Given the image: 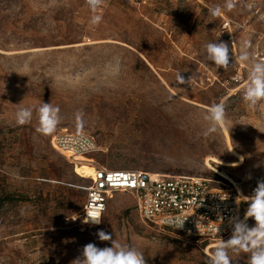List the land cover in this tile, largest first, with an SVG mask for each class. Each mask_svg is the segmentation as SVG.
Instances as JSON below:
<instances>
[{"label": "rangeland", "instance_id": "1", "mask_svg": "<svg viewBox=\"0 0 264 264\" xmlns=\"http://www.w3.org/2000/svg\"><path fill=\"white\" fill-rule=\"evenodd\" d=\"M234 3L228 10L225 0H104L95 13L102 20L93 25L86 0H0V264H71L88 243L111 246L98 239L99 230L138 249L147 264H208L221 239L200 243L148 224L129 191L112 194L99 226L79 229L90 178L51 140L59 131L86 129L101 147L90 158L108 168L230 183L206 164L208 156L239 159L226 128L242 163L213 165L247 190L264 176V112L261 101L249 106L227 83L239 68L247 80L249 66L238 58L246 41L251 55L255 44L239 25L245 7ZM216 6L219 16L210 11ZM216 41L229 47L227 69L207 60L204 46ZM177 72L192 77L190 84L177 86ZM43 102L60 109L49 136L36 131L35 109ZM217 103L225 105V127L205 135V117ZM21 107L34 109L25 125L16 123ZM229 255L232 264H247V254Z\"/></svg>", "mask_w": 264, "mask_h": 264}, {"label": "built area", "instance_id": "2", "mask_svg": "<svg viewBox=\"0 0 264 264\" xmlns=\"http://www.w3.org/2000/svg\"><path fill=\"white\" fill-rule=\"evenodd\" d=\"M246 9V16L239 23L247 27L251 40L254 41L252 55L264 61V0H239ZM248 5H252L251 8ZM230 26L225 22L223 28ZM231 45L235 47V39L229 35ZM227 83L236 84V90L243 95L247 80L242 68ZM264 112V101H261ZM51 144L75 166L83 160V156L95 155L101 148L96 133L78 129L59 131L53 135ZM86 161L94 167L86 187L85 201L75 225L79 229L97 227L85 223L88 212L97 211L101 219L106 212L110 198L115 192L133 193L136 197L137 210L141 218L157 228L180 232L196 242H210L231 235L228 219L241 215L247 197L252 195L258 182L256 180L247 190L239 186V182L219 177H206L192 174H171L154 172L142 168L111 169L95 161ZM177 219L184 220L182 228L176 229L171 223ZM219 227V228H218ZM218 228V232L216 229ZM199 229V230H198Z\"/></svg>", "mask_w": 264, "mask_h": 264}, {"label": "clouds", "instance_id": "3", "mask_svg": "<svg viewBox=\"0 0 264 264\" xmlns=\"http://www.w3.org/2000/svg\"><path fill=\"white\" fill-rule=\"evenodd\" d=\"M90 10L94 13L91 23L97 25L102 17L95 14L103 5L104 0H86ZM225 7L231 10L235 7L234 0H225ZM249 8L252 5H248ZM213 16L221 14L220 6L211 9ZM207 60L218 69H227L230 66L229 47L225 42H210L205 46ZM250 42H245L241 51L239 61L249 66L247 83L243 89V100L249 106H255L260 101H264V61L255 59L248 51ZM192 77L185 80L180 72L176 73L177 86L190 84ZM34 109L31 107H21L16 112V123L25 125L32 121ZM38 114V127L36 131L44 136L52 135L57 128L60 117V109L51 103H42L35 109ZM83 114L76 115L78 128L82 126ZM209 127L205 130V135L215 132L226 121V110L223 103L213 104L209 107L205 117ZM248 207L244 212L243 219L239 216H231L228 219V226L231 229V236L228 240L221 242L215 247L208 264H232L234 260L229 253L247 254V264H264V181L258 182L252 195L247 197ZM252 218L255 225L250 227L247 223ZM184 220L172 221L176 229L182 228ZM85 223L98 225L102 222L97 211L88 212ZM219 228V227H218ZM218 228L216 232H218ZM199 230V229H198ZM100 241H110L111 246L100 248L94 243L83 246L81 254L75 258L71 264H147L144 254L135 247L122 245L114 242L112 235L104 230L96 233Z\"/></svg>", "mask_w": 264, "mask_h": 264}, {"label": "bare ground", "instance_id": "4", "mask_svg": "<svg viewBox=\"0 0 264 264\" xmlns=\"http://www.w3.org/2000/svg\"><path fill=\"white\" fill-rule=\"evenodd\" d=\"M223 126H224V124H223ZM225 132L227 134L228 147H229L231 153H233L234 155H238L239 159L237 161H229V160L221 159V158H219L217 156H208V158L206 159V164L209 167L214 168L221 175L225 176L226 178L230 179L231 181H234V180H232L230 175H228L225 171H223L221 169H218V168H215V166L213 165V162L218 163L219 165H223V166H231V165H236L237 166V165L242 163L243 156L234 148V145L230 142V139H229L228 132H227L226 128H225ZM81 160H83V162H81L80 164L78 163L77 165H80L81 166L80 169L82 171H85V173H87L89 175V177H90L93 174L94 167L92 165H89L86 161H92V159L88 157L87 160H84V159H81ZM79 172H80V170H79ZM234 182H236V181H234ZM217 245L218 244L213 245L212 247L217 246ZM208 252L210 253L209 250H208Z\"/></svg>", "mask_w": 264, "mask_h": 264}]
</instances>
